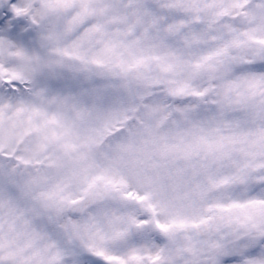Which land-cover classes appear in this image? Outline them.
Listing matches in <instances>:
<instances>
[{
    "label": "snow or ice",
    "instance_id": "snow-or-ice-1",
    "mask_svg": "<svg viewBox=\"0 0 264 264\" xmlns=\"http://www.w3.org/2000/svg\"><path fill=\"white\" fill-rule=\"evenodd\" d=\"M0 264H264V0H0Z\"/></svg>",
    "mask_w": 264,
    "mask_h": 264
}]
</instances>
